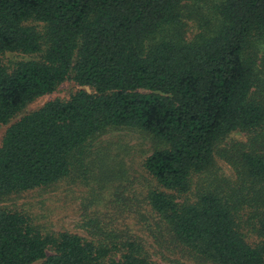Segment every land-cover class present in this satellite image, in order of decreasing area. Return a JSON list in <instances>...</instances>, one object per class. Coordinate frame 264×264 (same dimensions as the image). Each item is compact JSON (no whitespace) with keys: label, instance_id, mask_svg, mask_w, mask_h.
Listing matches in <instances>:
<instances>
[{"label":"trees","instance_id":"16d2710c","mask_svg":"<svg viewBox=\"0 0 264 264\" xmlns=\"http://www.w3.org/2000/svg\"><path fill=\"white\" fill-rule=\"evenodd\" d=\"M8 52L37 58L9 67ZM70 78L92 91L11 123ZM8 124L0 201L87 180L97 138L137 128L163 144L144 162L155 182L145 200L174 240L198 262L264 264V0H0ZM237 131L248 141L219 151L230 181L215 152ZM81 226L52 230L24 205H0V264H166L104 218L84 214Z\"/></svg>","mask_w":264,"mask_h":264},{"label":"rangeland","instance_id":"374dc122","mask_svg":"<svg viewBox=\"0 0 264 264\" xmlns=\"http://www.w3.org/2000/svg\"><path fill=\"white\" fill-rule=\"evenodd\" d=\"M39 28L43 24L35 22ZM43 29V28H42ZM199 24L189 21L188 38L192 39L199 31ZM37 58V55L21 52H8L2 57V63L12 66L19 60ZM80 89L89 92L92 88L79 85L73 79L62 82L56 90L43 95L20 112L11 123L22 116L42 107L51 100H67ZM10 123V124H11ZM8 125L0 128V146ZM249 135L237 131L229 134L217 146L215 161L221 175L235 181L237 173L233 166L223 158L219 151L231 148L234 144L245 143ZM163 144L146 132L130 127H118L107 130L94 143L92 155L88 158L87 180H63L55 186L35 189L19 195H13L0 205H24L32 214L38 216L52 230H66L84 233L81 226L85 214L99 216L110 221L126 235L138 237L143 241L150 256L166 264H210L198 262L169 232L145 200L147 186L154 180L146 171V158ZM92 159H95L93 163ZM95 164V165H94ZM208 176L196 177V181L208 182ZM38 260L32 264H42Z\"/></svg>","mask_w":264,"mask_h":264}]
</instances>
